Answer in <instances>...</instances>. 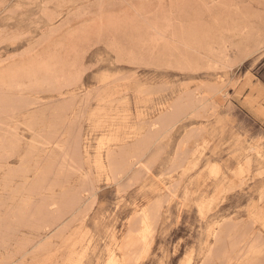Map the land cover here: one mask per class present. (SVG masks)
I'll use <instances>...</instances> for the list:
<instances>
[{
	"label": "rangeland",
	"instance_id": "1",
	"mask_svg": "<svg viewBox=\"0 0 264 264\" xmlns=\"http://www.w3.org/2000/svg\"><path fill=\"white\" fill-rule=\"evenodd\" d=\"M0 264H264V0H0Z\"/></svg>",
	"mask_w": 264,
	"mask_h": 264
},
{
	"label": "bare ground",
	"instance_id": "2",
	"mask_svg": "<svg viewBox=\"0 0 264 264\" xmlns=\"http://www.w3.org/2000/svg\"><path fill=\"white\" fill-rule=\"evenodd\" d=\"M143 217V216H142ZM146 220V219H145ZM146 223V222H145ZM124 244V243H123ZM124 246V245H123ZM123 249V248H122ZM124 251V250H123ZM125 258H126V256H125ZM127 262V261H126Z\"/></svg>",
	"mask_w": 264,
	"mask_h": 264
}]
</instances>
